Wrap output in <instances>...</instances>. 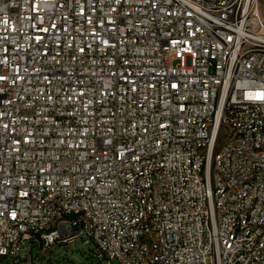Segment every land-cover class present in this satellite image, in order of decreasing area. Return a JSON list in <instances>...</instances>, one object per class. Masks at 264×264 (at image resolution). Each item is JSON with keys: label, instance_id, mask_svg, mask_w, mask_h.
Instances as JSON below:
<instances>
[{"label": "built area", "instance_id": "1", "mask_svg": "<svg viewBox=\"0 0 264 264\" xmlns=\"http://www.w3.org/2000/svg\"><path fill=\"white\" fill-rule=\"evenodd\" d=\"M260 2L0 0V264H264Z\"/></svg>", "mask_w": 264, "mask_h": 264}, {"label": "rangeland", "instance_id": "2", "mask_svg": "<svg viewBox=\"0 0 264 264\" xmlns=\"http://www.w3.org/2000/svg\"><path fill=\"white\" fill-rule=\"evenodd\" d=\"M259 17L264 24V0L259 4ZM37 257L36 251L33 254V262L35 264H101L94 256L92 247L82 246L80 243L74 246L53 247L52 250L47 249L41 251ZM7 263V260L4 261ZM19 264H31L23 260ZM113 264H119L113 261Z\"/></svg>", "mask_w": 264, "mask_h": 264}]
</instances>
